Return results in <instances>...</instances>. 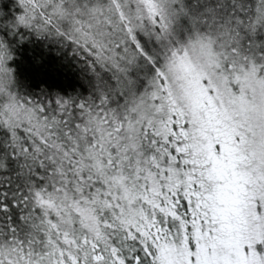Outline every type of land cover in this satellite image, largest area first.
<instances>
[{"label":"snow or ice","instance_id":"obj_1","mask_svg":"<svg viewBox=\"0 0 264 264\" xmlns=\"http://www.w3.org/2000/svg\"><path fill=\"white\" fill-rule=\"evenodd\" d=\"M0 11V264H264V0ZM69 47L86 93L21 86Z\"/></svg>","mask_w":264,"mask_h":264},{"label":"trees","instance_id":"obj_2","mask_svg":"<svg viewBox=\"0 0 264 264\" xmlns=\"http://www.w3.org/2000/svg\"><path fill=\"white\" fill-rule=\"evenodd\" d=\"M0 11L11 18L22 10L17 0H0ZM16 56L21 86L28 91L46 88L69 94L88 90L86 71L69 47L33 37L17 49Z\"/></svg>","mask_w":264,"mask_h":264}]
</instances>
